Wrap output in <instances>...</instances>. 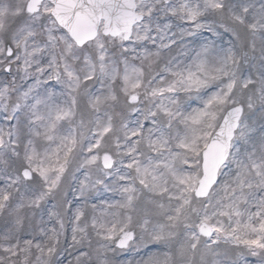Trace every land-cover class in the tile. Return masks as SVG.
I'll list each match as a JSON object with an SVG mask.
<instances>
[{"label": "snow or ice", "instance_id": "obj_1", "mask_svg": "<svg viewBox=\"0 0 264 264\" xmlns=\"http://www.w3.org/2000/svg\"><path fill=\"white\" fill-rule=\"evenodd\" d=\"M0 73V264H264V0H0Z\"/></svg>", "mask_w": 264, "mask_h": 264}, {"label": "rangeland", "instance_id": "obj_2", "mask_svg": "<svg viewBox=\"0 0 264 264\" xmlns=\"http://www.w3.org/2000/svg\"><path fill=\"white\" fill-rule=\"evenodd\" d=\"M4 77L3 73H0V79ZM69 182L71 183V179L69 178ZM110 193H104L105 197L110 196ZM68 199L72 200L74 199L71 190H69ZM44 219L47 220V216H44ZM51 226V225H49ZM3 225L0 224V229H2ZM24 238H29L26 233H22ZM58 253L59 255L54 257L55 260L59 261L60 264H75V256L78 255V252L75 248L72 247V241H71V229L68 228L64 234V236L61 237L60 245L58 246Z\"/></svg>", "mask_w": 264, "mask_h": 264}]
</instances>
